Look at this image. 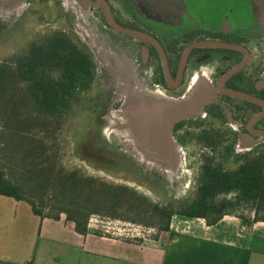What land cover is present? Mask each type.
<instances>
[{
    "label": "rangeland",
    "instance_id": "374dc122",
    "mask_svg": "<svg viewBox=\"0 0 264 264\" xmlns=\"http://www.w3.org/2000/svg\"><path fill=\"white\" fill-rule=\"evenodd\" d=\"M110 1L120 22L136 19L139 27L150 28L175 0H137L136 9ZM204 1L223 6L233 0ZM56 34L90 55L95 80L78 101L70 100L63 115L47 116L31 108L13 59ZM140 45L113 31L91 0H0V66L9 71L0 87V172L39 206L43 201L49 214L70 197L94 199L112 187L118 206L102 208L90 224L120 235L140 229L152 237L166 225L155 206L179 211L196 199L205 157L234 172L247 160L244 155L264 159V140L243 137L238 149H209L205 138L174 135L176 121L193 133L189 123L204 119L203 98L213 100L216 91L204 78L184 100L165 93L156 58L146 62ZM163 115L161 127L157 120ZM227 199H236V193ZM255 209L241 203L227 212L250 218Z\"/></svg>",
    "mask_w": 264,
    "mask_h": 264
},
{
    "label": "flooded vegetation",
    "instance_id": "af4514ba",
    "mask_svg": "<svg viewBox=\"0 0 264 264\" xmlns=\"http://www.w3.org/2000/svg\"><path fill=\"white\" fill-rule=\"evenodd\" d=\"M91 1L113 31L141 43L146 62L156 58L158 83L165 93L184 100L193 86L209 78L216 95L203 98L204 119L189 123L193 133L176 121L174 135L205 138L209 149H238L243 137L264 140V0H233L223 6L175 0L172 9L162 8V17L150 28L139 27L136 19L123 24L112 2L103 0L119 27L148 40L117 31L99 2ZM122 1L136 9L137 0ZM160 118L163 127L166 120Z\"/></svg>",
    "mask_w": 264,
    "mask_h": 264
},
{
    "label": "crops",
    "instance_id": "0c3cea01",
    "mask_svg": "<svg viewBox=\"0 0 264 264\" xmlns=\"http://www.w3.org/2000/svg\"><path fill=\"white\" fill-rule=\"evenodd\" d=\"M225 215L214 225L175 215L167 230L128 239L65 215L42 219L24 201L0 196V264H264V221Z\"/></svg>",
    "mask_w": 264,
    "mask_h": 264
},
{
    "label": "trees",
    "instance_id": "16d2710c",
    "mask_svg": "<svg viewBox=\"0 0 264 264\" xmlns=\"http://www.w3.org/2000/svg\"><path fill=\"white\" fill-rule=\"evenodd\" d=\"M13 63L18 77L27 84L26 94L31 108L42 115H63L70 107V100L78 101L81 94L92 88L95 80V65L90 55L64 34L32 43L13 59ZM8 75V67L1 65L0 87L7 81ZM244 156L247 160L234 172L225 171L222 162L216 163L215 157H205L197 197L192 203L179 211L155 206L156 216L166 224L162 231L168 229L175 215L205 219L208 224L214 225L225 215H237L227 211L241 203L254 204V221H264L260 218V209H264V159L250 160L247 155ZM104 191L100 197L85 201L70 197L55 214H49L43 201L39 206L26 196L23 186L12 183L0 172V196L28 203L34 214L42 219L59 220L65 215L81 235L88 234L92 216L99 215L102 208L112 210L118 206L119 197L112 198V187ZM232 193H236V199L228 200L227 196ZM221 196L225 198L218 201ZM240 218L248 222L247 218Z\"/></svg>",
    "mask_w": 264,
    "mask_h": 264
},
{
    "label": "water",
    "instance_id": "95a60500",
    "mask_svg": "<svg viewBox=\"0 0 264 264\" xmlns=\"http://www.w3.org/2000/svg\"><path fill=\"white\" fill-rule=\"evenodd\" d=\"M99 2V4L103 7V9L105 10L106 12V17H107V20H108V23L110 26H112L113 28H115L117 31L125 34V35H130L132 37H135L137 39H142V40H148V38H146L145 36L141 35V34H138V33H134V32H131L129 30H126L124 28H121L119 27L112 19L111 17V14H110V11L107 7V5L103 2V0H96Z\"/></svg>",
    "mask_w": 264,
    "mask_h": 264
},
{
    "label": "built area",
    "instance_id": "2783aa9c",
    "mask_svg": "<svg viewBox=\"0 0 264 264\" xmlns=\"http://www.w3.org/2000/svg\"><path fill=\"white\" fill-rule=\"evenodd\" d=\"M123 236H125L128 239H134V238H142L145 236V234L143 233V231L141 232L139 229L138 231L136 230V231H133V233L125 234Z\"/></svg>",
    "mask_w": 264,
    "mask_h": 264
},
{
    "label": "bare ground",
    "instance_id": "6f19581e",
    "mask_svg": "<svg viewBox=\"0 0 264 264\" xmlns=\"http://www.w3.org/2000/svg\"><path fill=\"white\" fill-rule=\"evenodd\" d=\"M198 88H199V86H196L194 89L198 90ZM161 121H162L161 119L160 120H157V122H158L159 125L161 124Z\"/></svg>",
    "mask_w": 264,
    "mask_h": 264
}]
</instances>
